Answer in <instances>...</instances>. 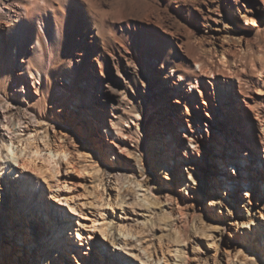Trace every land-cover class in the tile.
<instances>
[{
  "label": "rangeland",
  "instance_id": "obj_1",
  "mask_svg": "<svg viewBox=\"0 0 264 264\" xmlns=\"http://www.w3.org/2000/svg\"><path fill=\"white\" fill-rule=\"evenodd\" d=\"M51 1L76 19L42 57L29 45L16 53L1 27L0 61L10 66L0 69V112L9 100L13 117H36L25 154L39 146L68 157L58 173L33 163L44 216L35 204L26 213L15 179H5L0 264H264V0ZM142 34L200 78L153 66ZM192 57L204 71L188 66ZM48 187L80 215L51 201ZM76 228L94 239L79 241Z\"/></svg>",
  "mask_w": 264,
  "mask_h": 264
},
{
  "label": "bare ground",
  "instance_id": "obj_2",
  "mask_svg": "<svg viewBox=\"0 0 264 264\" xmlns=\"http://www.w3.org/2000/svg\"><path fill=\"white\" fill-rule=\"evenodd\" d=\"M40 2L42 5H40ZM48 2L51 0H9L7 4H5L7 11H4L2 7H0V30L3 26L5 28V35L10 37L13 43L17 46L16 53L18 50L22 51L24 46L29 45L32 48L33 55L35 57H42L45 51L51 50L52 46L64 36V28L67 27L70 31L73 29L75 24L76 15L66 16V14H60L57 10L48 8ZM13 5L17 8L14 9ZM48 5V7H47ZM42 6H44V12L40 13L42 10ZM13 12V14H11ZM63 22V24L61 23ZM141 37L145 40L148 47L153 49V51L157 54V57L152 60L153 66L161 65L162 67L170 66L173 74H178L180 77H184L186 80L197 79L200 78L198 73L192 74H184L183 71L179 70L175 66H172L169 61L168 54L157 51L159 41L155 38L149 39L144 37L142 34ZM4 38V37H3ZM6 38V37H5ZM37 58V59H38ZM81 60V59H79ZM7 60L0 61V69L7 70L9 68ZM188 66L198 65L200 71H204L205 65L204 63L195 57L191 58V61L187 62ZM29 74L31 76H35L37 80L41 77V71L38 67H28ZM27 68V69H28ZM221 71L211 70V74L219 75ZM69 76H66L68 80ZM73 77L71 76L69 81L71 83ZM4 81H0V87H5ZM217 85L218 77L216 76ZM3 85V86H2ZM23 89L25 96H28V88L23 82L18 83ZM214 87V86H213ZM224 90L229 89L228 84H224ZM216 93V90L214 89ZM201 93V92H200ZM202 94V93H201ZM10 103L8 100V105L6 106V111L0 112V195H4L2 192V185L5 183V179L13 178L15 179L16 191H19L22 194V199L20 200V207L26 212H29V208L35 204L36 207H39V210L42 211V216L46 213L42 205V181L35 174V170H37L33 163L37 159H43L48 164L55 165L53 170L58 173L59 170L56 167L58 165V160L67 159L68 151L65 148H61V150L56 149L53 152L49 151L48 154L42 155L39 146H35V150L29 151V154H25L26 150L29 149L32 145V140L30 136V124L33 120H37L35 116H31L30 114H24L22 117H13L10 113ZM27 136V137H26ZM46 146V143H44ZM46 152L48 150H45ZM129 157H131L132 152L128 151L127 153ZM227 159L228 165L232 166L235 162L232 157H229L228 154L225 155ZM57 158V160H56ZM20 169V172L17 169ZM4 175H8V177H4ZM18 178V180H16ZM10 181V180H9ZM48 194L50 195L51 201H55L57 203H65L67 204L71 213H78L80 215L78 209L68 203V199L63 197V195L57 190L53 191L48 187ZM51 201L49 204H51ZM36 210V209H35ZM38 210V209H37ZM52 219L54 221L55 227L58 226L59 232H57L56 228H53L51 231L55 235V239L58 242L61 233H64L66 230V225H62L60 222V218L62 215V210L58 207H52L51 211ZM70 216V213H69ZM78 221V220H77ZM70 223V222H69ZM80 226L81 223L77 222ZM91 227V226H90ZM124 237H129L130 233L126 231H122ZM76 238L79 241L82 239H94V235L88 231L87 233H82L79 228L75 229ZM106 235V234H105ZM89 240L87 243H89ZM124 245H128L126 241H122ZM129 243V242H128ZM82 244V242H80ZM242 264H250L247 261H243Z\"/></svg>",
  "mask_w": 264,
  "mask_h": 264
}]
</instances>
